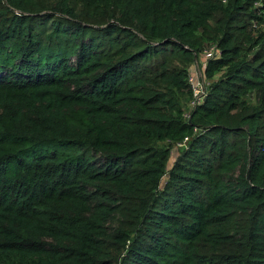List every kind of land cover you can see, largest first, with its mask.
Returning a JSON list of instances; mask_svg holds the SVG:
<instances>
[{
	"label": "trees",
	"instance_id": "16d2710c",
	"mask_svg": "<svg viewBox=\"0 0 264 264\" xmlns=\"http://www.w3.org/2000/svg\"><path fill=\"white\" fill-rule=\"evenodd\" d=\"M0 264H264V0H0Z\"/></svg>",
	"mask_w": 264,
	"mask_h": 264
},
{
	"label": "built area",
	"instance_id": "2783aa9c",
	"mask_svg": "<svg viewBox=\"0 0 264 264\" xmlns=\"http://www.w3.org/2000/svg\"><path fill=\"white\" fill-rule=\"evenodd\" d=\"M213 55H220V51L215 46H211L209 48L204 49V56L205 58H211ZM198 72H195L190 69V72L188 74V84L190 85L191 91H192V101L190 103V107H195L196 105L200 104L207 93L208 87L206 85L208 84L203 80V77L198 75ZM186 117H188V114H185ZM188 141V137L184 138V140L180 144H184Z\"/></svg>",
	"mask_w": 264,
	"mask_h": 264
},
{
	"label": "rangeland",
	"instance_id": "374dc122",
	"mask_svg": "<svg viewBox=\"0 0 264 264\" xmlns=\"http://www.w3.org/2000/svg\"><path fill=\"white\" fill-rule=\"evenodd\" d=\"M49 2V0H47ZM219 55H213L211 58H205L204 56V50L202 51V53L197 57V59H195L194 63L192 64V66L190 67L191 70L198 72V75H200L201 77H203V80L205 82H207L208 84L206 85V87H209V85L211 84V81H215L217 79V77L213 78L212 80H209L205 77L204 75V69H205V66L207 64V61L209 59H214V58H218ZM208 90V89H207ZM191 109L190 106H187L185 108V114H188L189 110ZM186 143L184 144H180V145H174L173 147L167 145L166 143H163V145H167L171 148V157H170V161H169V165L172 163V161L174 160V158L176 157L177 155V152H178V149H181L182 147H184Z\"/></svg>",
	"mask_w": 264,
	"mask_h": 264
}]
</instances>
